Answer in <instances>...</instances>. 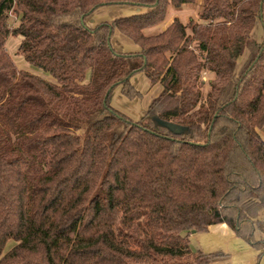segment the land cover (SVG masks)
I'll return each instance as SVG.
<instances>
[{"label":"trees","instance_id":"1","mask_svg":"<svg viewBox=\"0 0 264 264\" xmlns=\"http://www.w3.org/2000/svg\"><path fill=\"white\" fill-rule=\"evenodd\" d=\"M196 2L0 0V264H213L190 236L217 224L264 258V0L146 33ZM106 6L145 12L88 25ZM139 73L162 89L133 120L110 100Z\"/></svg>","mask_w":264,"mask_h":264},{"label":"rangeland","instance_id":"2","mask_svg":"<svg viewBox=\"0 0 264 264\" xmlns=\"http://www.w3.org/2000/svg\"><path fill=\"white\" fill-rule=\"evenodd\" d=\"M131 8L143 9L141 7H131ZM125 9L129 10L130 8L129 6H106L103 8H99L97 11L94 12V14H92L89 17L87 23L90 24V26H95L102 22H111L116 18L129 16L128 13H126L127 10ZM200 10H201V0H197L195 5L184 6V10L181 12L182 20L185 23H187L189 19L200 21L199 18ZM15 21H16V17L12 13L10 16V24L11 25L14 24ZM160 27L161 26L159 25L150 28L149 30H147V32L148 33L151 32L152 34H158L159 32L162 31ZM261 35H262V30L259 27L257 28V38H260ZM112 43L113 46L119 51L134 52L136 51L135 49L139 50V47L136 44H134L131 40L121 35L120 33H116L114 35ZM19 44H20L19 37H10L7 44L8 52L13 56V59L17 67L19 69H24L36 73L37 75L41 76L46 80L53 81V78L50 75L31 67L25 61L24 57L18 54ZM206 79H208V76H206ZM132 84L142 93L141 98L130 100L121 93L120 88H116L112 93L110 101H111V105L115 109L124 113L133 120H139L144 116L149 103L153 98H155L159 94L162 87L160 84L152 85L150 80L143 73H139L135 75L132 78ZM261 134L262 137L264 138V131L261 132ZM12 244L13 243L11 241L8 242L5 248V252L12 246Z\"/></svg>","mask_w":264,"mask_h":264},{"label":"crops","instance_id":"3","mask_svg":"<svg viewBox=\"0 0 264 264\" xmlns=\"http://www.w3.org/2000/svg\"><path fill=\"white\" fill-rule=\"evenodd\" d=\"M202 3V0H201ZM125 9L128 15L134 13L140 14L145 12V9L131 8ZM188 8V7H187ZM182 9H170L168 20H165L160 26V29L165 30L175 17L182 20ZM183 23H185L182 20ZM90 25V24H88ZM148 35H154L151 32ZM137 50V49H135ZM190 241L193 248H198L204 253H223L226 257L215 261L213 264H257L259 252L254 250L249 244L238 238L234 232L226 224H217L212 226L207 233H192ZM259 264H264V258Z\"/></svg>","mask_w":264,"mask_h":264},{"label":"water","instance_id":"4","mask_svg":"<svg viewBox=\"0 0 264 264\" xmlns=\"http://www.w3.org/2000/svg\"><path fill=\"white\" fill-rule=\"evenodd\" d=\"M193 233H195V231H193Z\"/></svg>","mask_w":264,"mask_h":264}]
</instances>
